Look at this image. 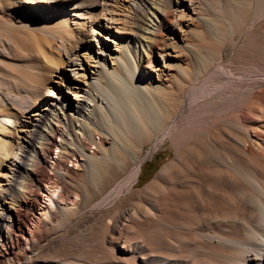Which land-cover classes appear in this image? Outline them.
<instances>
[{
	"label": "bare ground",
	"instance_id": "6f19581e",
	"mask_svg": "<svg viewBox=\"0 0 264 264\" xmlns=\"http://www.w3.org/2000/svg\"><path fill=\"white\" fill-rule=\"evenodd\" d=\"M15 1L18 8L23 7L44 20L57 18V11L52 13L47 9H54L59 0ZM186 4L184 0H179L180 6ZM11 6L14 7V3ZM56 8L59 6L56 5ZM66 15L64 12L62 18ZM75 15L77 18L71 20L72 28L76 29V33L81 31L86 34L91 19L88 15ZM257 15L256 19L252 18V25L263 30L264 8ZM103 19L106 21L98 20L97 25L108 30L112 19ZM156 22L155 27L148 25L150 30L144 29L139 44L141 56L146 50L165 49L161 48L156 37L160 31L158 28L169 23V14H163ZM58 28L61 32L59 39L65 45L71 37L72 28L67 27L69 32L66 30L65 33L66 26L62 20ZM94 31L95 39L100 42L98 39L102 33L98 29ZM85 41L89 42L88 39ZM122 43L125 40L116 43L115 47L111 46L116 53H112L109 70L100 62L102 55H109L107 46L99 43L94 60L82 54L73 57L67 52L71 67H67V72H61L58 79H54L52 70H45L46 64L22 75L10 77L6 74V77L4 74L0 84V177L6 183H0V264H29L18 242L25 235L26 210H32L37 205L41 189L51 182L47 169L53 161V149L60 148L59 158L54 161L59 170L69 159L77 162L73 160L76 156L73 150L62 145L64 139L74 141L83 152L88 151L91 144L99 148V144L103 143L101 138L95 141L96 135H91L86 127H91L98 118L96 97L100 93L99 83L102 79L117 83L107 72L118 76L116 69L126 65L130 67L127 51L118 50ZM164 52L161 56L169 54ZM260 52V58L258 55L253 57L264 64V49ZM172 66L176 67L177 63ZM219 66L215 65V68ZM78 67L88 71L89 77L80 78L81 74L76 70ZM147 67L149 69L141 73V78H136L137 67H130L132 84L125 83L122 90L119 88L120 97L125 101L124 108L128 111L133 108L132 113L127 112L122 126L132 137L149 140H159L173 132L175 155L142 187L132 206L114 210L106 223V230L110 233L108 243L116 253L98 264H264V68L255 64L254 68L246 69L251 73L248 76L227 70L224 78H218L214 73L218 82L216 85L210 83L214 85L210 95H203L196 76L187 78L186 84L175 83L168 76H160L157 69L151 67L150 71V66ZM65 76L71 80L65 79ZM12 83L17 84L19 95L22 92L34 93L29 100L31 108L23 111L18 104L7 99ZM73 111L79 116H75L78 121L71 129ZM215 120H218L216 124ZM85 122L92 123L84 126ZM212 127H216V138L211 135ZM74 129L75 133L71 136L70 132ZM218 141L227 145L223 154L216 149L221 147L217 146ZM103 154L100 152L102 156L98 157L93 152L86 153L85 160L80 162L84 172L79 173L83 175L81 179L84 178L82 181L86 190L97 186L100 173L104 168L111 167V162L117 157H112L111 161L108 155ZM117 161L121 160L114 162ZM140 171L136 166L127 175L126 172L121 173L126 176H122V182L110 190L112 195L104 194L92 206L107 204L124 187H132ZM67 172H63L64 175ZM48 187L51 188L50 193H56V185ZM59 194L62 195L57 193L58 198ZM60 200H63L62 196ZM71 202L76 204L77 201L74 199ZM68 205L64 204L65 210L73 212V207ZM45 208H51L50 204L46 203ZM48 214L51 216L53 212Z\"/></svg>",
	"mask_w": 264,
	"mask_h": 264
},
{
	"label": "rangeland",
	"instance_id": "374dc122",
	"mask_svg": "<svg viewBox=\"0 0 264 264\" xmlns=\"http://www.w3.org/2000/svg\"><path fill=\"white\" fill-rule=\"evenodd\" d=\"M59 1L60 3L56 4L59 6L58 9L56 5L52 10L46 8L52 13L57 11L55 13L57 18L44 20L40 16L29 13L23 7L18 8L15 0H0V84L4 74L6 77L7 75H11L10 77L22 75L26 71L45 67L44 64H46L45 70H52L51 72L55 77L53 78L58 79L61 72L65 70L67 72V67H71L67 59V52L73 57L82 54L88 56L89 60L92 58L94 60L99 51V43H104V47L107 46L109 55H102L100 62L102 67L109 70L113 61L112 53L113 55L116 53L111 46L115 47L116 43L119 44L123 40L125 43H122L119 48L117 46V48L127 51L126 58L130 67H137L136 78L137 76L142 77L141 73L149 69L147 66H150V71L151 67L157 69L160 76H168V79L175 83L180 81L182 84H186L188 79L196 76L200 80L199 86L200 91L203 90V95L211 94L214 88V85L211 86V84L216 85L218 82L216 76L224 78L227 70L235 74L241 72L240 75L248 76L251 73L247 70L254 68L255 64L264 68L263 61L253 57L256 55L259 57L260 50L263 51L264 49V42L261 43L264 41V29L261 30L262 28L260 29L257 25H252V18L256 19L258 12L264 8V0H184L187 3L185 6H180L179 0ZM12 2L14 7L11 6ZM64 12L67 15L62 18ZM166 13L169 14V23L158 28L160 31L156 37L161 48L165 49L146 50V53L141 56L139 52L142 49L139 44L144 35V29L150 30L147 28L148 25L155 27L156 20ZM75 14L88 15L91 19L86 34L81 31L76 33V29L72 28L71 20L77 18ZM105 17L112 19L109 22L108 30L97 25V22L104 20ZM61 20L63 23L65 22V33L66 30L69 32V29L72 28L70 29L72 32L69 34L71 37L68 38V42L64 43L65 45L61 43L58 36L61 33L58 31ZM216 26L218 30H215ZM95 29L102 33L98 39L100 42L95 39ZM86 39L89 42L85 41ZM262 45L263 47H261ZM248 49L249 51H247ZM164 50L170 55L161 56ZM252 51H256V54ZM139 57H142L140 61ZM213 62L216 66L221 65L222 67L219 66L216 69ZM228 62L231 63V66ZM173 63H177V66L173 67ZM224 63L228 65L225 64L224 67ZM212 66L216 69L215 71ZM122 67L116 69L118 76H113L111 72H107L111 80L113 79L112 81L117 83L108 82L105 79L99 83L100 93L96 97L98 103L96 115L98 118L96 121L94 120L95 122H90L92 128L88 125L89 122L83 123L84 126L88 125L91 128L86 127L91 135H96L95 141L98 138L102 139L103 143L99 144V148L102 147L101 150L104 148L105 150L101 151L98 147L96 148L95 144H91L89 150L83 152L77 147L78 145H75L74 141L70 142L66 138L62 141V145L73 150L76 154L73 160H77V162H71L72 159H69L59 170L56 168L55 162L61 153L60 148L53 149L51 153L53 161L47 169V177L51 182H48L41 189L37 198V205L32 210H26L25 235L18 242V247L21 252H25L26 262L29 264H74L78 262L98 264L106 257L114 256L116 250L108 243L110 233L106 230L107 221H109L114 210L132 206L136 202L137 194L142 187L148 184L159 169L171 161L175 155L173 132L162 136L160 141L157 139L149 140L150 138L132 137L122 126L127 119L124 117L133 111V108L129 111L124 108L125 101L120 97L122 86L125 87V83L132 84L129 70L131 68L128 65L125 66L127 68ZM226 67L228 69H225ZM76 70L81 74L80 78L89 77L88 71L79 67ZM19 71L22 72L18 73ZM222 71L224 72L222 73ZM68 72L71 73L69 70ZM152 73L157 76L153 70ZM144 76L147 77L148 75L144 74ZM64 78L71 80L68 76ZM12 85L8 92L9 95H5L7 99L18 104L23 111L31 108L32 102L29 100L34 93L22 92V95H19L17 84L12 83ZM179 92L177 91V93ZM73 114L71 129L74 123L78 121L75 116H79L77 112L73 111ZM97 122L99 125L101 122V125L99 126ZM217 122L218 120H215L214 124ZM180 125L183 124L180 123ZM92 130L93 132H91ZM215 130L216 127L211 128V135L214 138L217 137ZM70 133L73 136L75 129ZM58 141L60 142L59 138ZM221 142L218 141L217 146L221 147H216V149L223 154L224 151H227V148L225 149L227 145L224 146V143ZM92 152L100 157L102 156L100 152L104 153L106 156L108 155L109 159L117 155L118 159H116L117 157L114 160L111 159V161L113 160L110 164L111 167L104 168L100 173V182L97 186H90L86 190L83 183L84 178L81 179L83 175L80 176V173L83 174L84 172L80 162L85 160L84 155L86 153L92 154ZM120 155L125 158L122 157V159ZM116 160L121 161L114 162ZM136 166H139L141 171L132 187H124L107 204L92 206L98 199L104 197V194L111 196L112 188H116L131 168ZM68 169L71 171L67 172ZM63 172H67V175H64ZM124 172L126 175H122ZM1 179L0 177V183L5 185L6 181H1ZM48 185H56V193H50L51 188L49 189ZM81 190L84 195L80 192ZM60 192L62 195L59 194L58 198L56 195ZM61 196L62 201L60 200ZM74 199L77 201L76 204L71 202ZM46 203H49L51 208H45ZM66 203L69 204L70 208L73 207V212L72 210H65L64 204ZM49 211L53 212V215L49 216ZM111 236L114 237L115 234L114 236L111 234Z\"/></svg>",
	"mask_w": 264,
	"mask_h": 264
}]
</instances>
